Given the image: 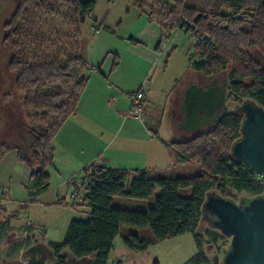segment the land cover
Returning <instances> with one entry per match:
<instances>
[{
	"label": "trees",
	"instance_id": "trees-1",
	"mask_svg": "<svg viewBox=\"0 0 264 264\" xmlns=\"http://www.w3.org/2000/svg\"><path fill=\"white\" fill-rule=\"evenodd\" d=\"M128 1L163 30L179 27L193 38L191 70L206 77L224 73L236 97L250 98L264 109V64L251 53L256 48L264 58V0ZM94 5V0H17L4 24L3 44L10 53L6 69L14 75L13 87L28 120L14 144H0V155L16 150L28 169L29 197L48 190L52 139L75 111L86 86L90 65L79 54L81 24ZM117 62L114 54L112 67ZM240 124L241 115L227 108L214 124L171 142L176 163L200 166L201 172L193 176L149 177L144 169L94 165L91 172L83 169L82 192L74 197L81 196L88 217L71 220L62 241L48 242L55 264H66L64 251L78 259L93 256L90 264H106L121 226L147 228L154 241L191 233L199 251L189 261L210 264L201 250L202 235L196 232L206 193L225 195L230 189L249 196L264 194V179L230 156ZM151 196L152 205L142 210L113 204L117 197ZM6 226V220L0 222V237ZM204 232L214 242L224 237L208 226ZM122 239L127 247L140 250L152 242L136 233Z\"/></svg>",
	"mask_w": 264,
	"mask_h": 264
},
{
	"label": "crops",
	"instance_id": "crops-1",
	"mask_svg": "<svg viewBox=\"0 0 264 264\" xmlns=\"http://www.w3.org/2000/svg\"><path fill=\"white\" fill-rule=\"evenodd\" d=\"M131 7L132 10H128L125 16L134 27L120 38L125 60L117 51L120 59L117 55L116 66L102 72L96 61L102 56L105 46L99 47L101 49L96 52L94 48L82 51L80 43L79 54L90 65V72L75 111L66 118L52 139L53 163L47 168L58 174L67 170L75 174L87 165L144 169L148 173L159 163L168 165L173 157L170 144L178 139L171 126L162 125V116L167 114L169 120L173 119L185 89L204 75L188 66L189 55L193 52V38L192 51L188 47L181 48V42L188 33L179 27L165 31L158 23L149 21L146 15ZM109 12L107 7L103 15L90 23L91 33H87L86 26L82 28V35L86 33L94 42L104 35L102 31L114 33L104 23ZM122 65H126L123 70ZM138 89L143 92L142 115L140 118L126 116L128 96ZM47 168L50 178L52 175ZM24 169L28 175V169L25 166ZM64 181L53 187H59ZM51 185L48 190L35 195L40 205ZM77 199L79 204L85 205L81 196ZM4 204H1L2 208H5ZM31 236L37 239L34 232ZM49 241L41 239L47 245Z\"/></svg>",
	"mask_w": 264,
	"mask_h": 264
},
{
	"label": "rangeland",
	"instance_id": "rangeland-1",
	"mask_svg": "<svg viewBox=\"0 0 264 264\" xmlns=\"http://www.w3.org/2000/svg\"><path fill=\"white\" fill-rule=\"evenodd\" d=\"M94 1V9L91 15L86 16L84 22L81 24V31L82 28L85 29L87 26V33H91L89 28L90 23L93 22L94 18L103 15L105 9L108 7L110 8V12L104 23L114 33L102 31L104 35L93 42L91 37H88L86 33L82 35L81 32L80 43L82 51L94 48L96 52L98 49H101L99 47L105 46L102 56L98 58L96 63L100 66L102 72H108L112 67L113 54L118 55L120 59L117 51L121 53V58L125 60L120 38L127 35L133 29L132 27H134V24H130L127 16H125L128 10H132V5L128 0ZM16 4L17 0H0V144L4 143L7 145L15 143L18 135L24 132L28 120L21 106V95L13 94L11 90L14 75L6 69L10 53L8 48L3 44L6 34L3 24L8 20ZM191 45L192 37L187 34L181 42V48L186 49L188 47L189 51H192ZM251 53L261 65L264 64L263 56H260L254 48L251 50ZM122 66L121 70L126 65ZM220 76H224V73H220ZM156 98L159 99V95ZM228 100L232 104V106L228 107V110H232L235 100L231 96ZM157 109L158 107H156L155 112ZM162 117V125L166 127L171 126L176 132L175 137L177 139L188 138L195 132L203 129L201 128L190 133L184 132L176 129V123L174 124L173 119L169 120L167 114H164ZM144 124L150 127L145 121ZM48 170L52 175L50 177L52 187L42 197L41 201L44 202L40 205L35 196L28 197V175L23 163L17 158L16 150L10 148L0 155V187L5 190V195L0 200V221L6 220L9 227L0 237V264L24 263L28 259V256L24 254L21 258V255L28 247L35 243L34 238L31 236L32 232L36 234V241L38 243H42L41 239L59 242L62 241L67 225L71 220H85L88 217V207L79 204L77 202L78 199L74 198L83 169L75 174H71L70 170L61 171L60 174L51 168ZM200 172L198 163L187 162L180 164L176 163L174 157H172L168 165L159 163L155 168L149 170L147 174L149 177L193 176ZM63 179H65L64 183L59 187H53ZM224 194L229 196L235 193L227 189ZM236 196L239 198L240 196L249 195L246 193H236ZM77 197H80V195ZM58 200H61L62 203H57ZM2 203H5V208H2ZM152 203V196L148 199H123L117 197L113 200L115 206L126 209L142 210L152 205ZM206 228L207 224L200 220L196 232L202 235L201 250L209 260L215 255L221 258L223 251L229 243V238H219L217 242H214L204 232ZM127 233H136L141 239L148 238L152 240V235L147 228L121 226L108 253L106 264H196L189 261L199 251L191 233L169 237L162 241L152 240L146 249L142 250L131 249L124 244L122 237ZM42 244L48 246L45 242ZM63 253H65L66 259L71 256L66 251ZM92 257L86 256L83 257V260L86 261L88 259V262H91ZM46 263L55 264V258L49 257Z\"/></svg>",
	"mask_w": 264,
	"mask_h": 264
},
{
	"label": "water",
	"instance_id": "water-1",
	"mask_svg": "<svg viewBox=\"0 0 264 264\" xmlns=\"http://www.w3.org/2000/svg\"><path fill=\"white\" fill-rule=\"evenodd\" d=\"M228 79L218 82L216 75L202 84L192 83L180 102L181 119L176 129L193 132L214 124L223 115L227 103ZM242 115L239 137L230 148L231 158L264 179V109L250 98L234 107ZM201 220L216 229L229 243L221 258L215 255L210 264H264V194L252 196L206 193L201 206ZM22 264H47L50 248L42 243L30 246L21 255ZM66 264H90L88 259L67 257Z\"/></svg>",
	"mask_w": 264,
	"mask_h": 264
},
{
	"label": "built area",
	"instance_id": "built-area-1",
	"mask_svg": "<svg viewBox=\"0 0 264 264\" xmlns=\"http://www.w3.org/2000/svg\"><path fill=\"white\" fill-rule=\"evenodd\" d=\"M142 104H143V92L141 89H138L132 92L131 94H129L126 116L140 118L142 115ZM83 169L87 172H91V165H87ZM83 174L84 172H82V177L80 178V181L81 179H83ZM77 192L78 193L82 192V187L80 183ZM4 194H5V190L0 187V200Z\"/></svg>",
	"mask_w": 264,
	"mask_h": 264
},
{
	"label": "flooded vegetation",
	"instance_id": "flooded-vegetation-1",
	"mask_svg": "<svg viewBox=\"0 0 264 264\" xmlns=\"http://www.w3.org/2000/svg\"><path fill=\"white\" fill-rule=\"evenodd\" d=\"M5 24V23H4ZM3 24V25H4ZM254 50L260 55V56H262L261 55V53L259 52V50L258 49H256V48H254ZM225 75V74H224ZM217 76V78H218V82H220L221 80H222V78L224 77V76H220V74H217L216 75ZM210 78H211V76H203L200 80H197V84H202V83H204V82H206V81H209L210 80ZM13 80H14V78H13ZM12 93L13 94H19L18 92H16L15 90H14V87L12 86ZM227 90H228V92H227V103H228V99H229V97L231 96V97H233V99L234 98H236V99H234L235 101H234V106H233V109L232 110H234V107L237 105V104H239L241 101H243L245 98H240V97H236V95H234V93H232L229 89H228V86H227ZM237 103V104H236ZM231 106H232V104H231ZM228 108V107H227ZM227 108H225V109H227ZM224 109V110H225ZM181 116H182V112L180 111V104H179V106H178V108H177V111H176V113H175V115L173 116V120H174V124L178 121V120H180L181 119ZM241 119H242V115H241ZM34 245H37V244H39L37 241H36V239L34 238ZM37 242V243H36ZM33 246V245H32ZM29 248V247H28ZM51 251V250H50ZM50 257H54L53 256V253H52V251H51V256ZM49 258V257H48ZM47 258V259H48ZM47 259H46V261H47Z\"/></svg>",
	"mask_w": 264,
	"mask_h": 264
}]
</instances>
